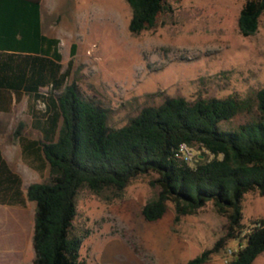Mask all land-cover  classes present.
Listing matches in <instances>:
<instances>
[{"label":"trees","instance_id":"1","mask_svg":"<svg viewBox=\"0 0 264 264\" xmlns=\"http://www.w3.org/2000/svg\"><path fill=\"white\" fill-rule=\"evenodd\" d=\"M125 2L130 8L127 28L134 34L151 28L165 9L163 0ZM263 12L264 0H244L236 18L239 34L255 33ZM57 43L41 32L39 0H0V110H8L11 94L38 98L42 87L56 91L48 126L31 123L44 132L35 143L47 165L45 180L29 183L23 196L19 175L0 152V204L34 202L29 264H84L78 252L83 235L73 231L78 190L119 197L131 179L148 172L155 174L151 184L157 193L140 207L144 220L160 219L167 202L174 221L207 202L226 219L213 245L184 264H203L238 237L245 226L244 193L264 195V86L242 97L166 96L157 105L142 106L124 125L110 127L104 107L84 98L74 81L64 83ZM238 114L248 118L233 128L218 127ZM23 128L19 121L13 136ZM181 142L200 151L193 165L174 156ZM248 223L257 226L240 238L243 245L225 264H251L264 252V216Z\"/></svg>","mask_w":264,"mask_h":264},{"label":"rangeland","instance_id":"2","mask_svg":"<svg viewBox=\"0 0 264 264\" xmlns=\"http://www.w3.org/2000/svg\"><path fill=\"white\" fill-rule=\"evenodd\" d=\"M163 1L154 25L134 34L127 28L125 0H43V29L58 40L64 83L74 81L84 98L104 107L110 127L124 125L142 106L157 105L166 96L242 97L264 86V12L255 33L242 36L236 18L244 0ZM48 89L42 87L38 98L10 95L8 110L0 111L6 134L21 121L25 133L43 138L31 123L48 126L56 92ZM247 118L238 114L218 127L233 128ZM0 146L24 183L45 180L47 165L37 152L24 151L21 143L19 156L18 145ZM154 178L153 172L137 175L119 197L78 190L73 231L83 235L78 252L84 264H184L224 233L226 219L210 202L178 221L167 202L160 219L144 220L140 207L157 193ZM241 211L244 224L264 216V195L244 193ZM33 213L29 200L23 206L0 204V264L33 259ZM233 244L228 240L203 264H225V248ZM16 245L20 253L10 250ZM251 264H264V252Z\"/></svg>","mask_w":264,"mask_h":264},{"label":"crops","instance_id":"3","mask_svg":"<svg viewBox=\"0 0 264 264\" xmlns=\"http://www.w3.org/2000/svg\"><path fill=\"white\" fill-rule=\"evenodd\" d=\"M39 15H40V28H41V32L43 34L46 35L44 29H43V0H39ZM48 36V35H47ZM1 112H4L6 110H0ZM25 125H24V128L25 129ZM9 131L8 133L6 134V131H5V128L4 126H0V144H4L5 145V148H6V145L8 144H16L18 145L17 147V152H18V155L20 156L21 153H22V147L20 146V144L22 143L23 145H25V150H32V151H35L37 149V144L35 143L37 139V137L35 135H29L27 133L24 132V130L22 129L21 131V135L17 136V137H14L13 136V128L12 127H9ZM0 152H1V155L2 157L4 158L6 164L8 165V167L15 173H17L19 176H20V179H21V191L25 194V189L27 187V185L29 183H24V180L20 174V171L14 166L11 164V161L10 159L8 158V156L6 155V152L4 150V147L0 146ZM36 152L38 153V151L36 150ZM12 251H17V253H20L21 249H20V246L16 245V247H13L12 249H10ZM4 250L0 249V255L4 252ZM12 253V252H11ZM16 254V253H14Z\"/></svg>","mask_w":264,"mask_h":264},{"label":"built area","instance_id":"4","mask_svg":"<svg viewBox=\"0 0 264 264\" xmlns=\"http://www.w3.org/2000/svg\"><path fill=\"white\" fill-rule=\"evenodd\" d=\"M174 156L188 165H193L195 157L201 156L200 151L193 146H189L184 142H181L177 145L174 150ZM257 226V223H246L245 226L240 230L238 237L234 238V244L226 246L225 253L226 259L225 262L231 258L234 253L243 245V241L240 238L248 234L252 227Z\"/></svg>","mask_w":264,"mask_h":264}]
</instances>
